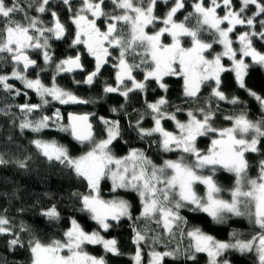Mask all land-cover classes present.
I'll list each match as a JSON object with an SVG mask.
<instances>
[{
  "label": "snow or ice",
  "instance_id": "1",
  "mask_svg": "<svg viewBox=\"0 0 264 264\" xmlns=\"http://www.w3.org/2000/svg\"><path fill=\"white\" fill-rule=\"evenodd\" d=\"M61 13L70 15L62 19ZM57 41H67L74 54L60 58L53 46ZM85 54L93 58L91 70L82 62ZM106 66L115 70L114 83L104 82L103 92L124 98L119 108L110 109L116 118L55 107L96 103L61 86L57 78L71 76L73 85L92 86ZM257 66L264 69V0H0V92L5 94L0 116L8 117L21 135L28 131L39 137L53 130L79 146L74 154L70 143L57 139L30 141L49 165L60 166L83 183L86 191H69L67 201L78 203L73 211L87 214L97 226L87 229L74 215H63V206L47 192L50 203L41 206L37 199L33 206L48 224L67 221L69 226L55 234L25 221L17 224L7 208L0 209L6 250L27 253L25 261L13 264H109L108 254L125 253L115 237L102 233L125 220L133 233L131 264H199L201 254L205 264H232L230 257L237 253L249 256L251 264H264V94L247 85ZM41 74H49L47 83ZM74 74H83V79ZM227 75L259 105L258 117L226 88ZM172 77L181 82L182 103L194 107L168 98L165 78ZM157 89L161 95L148 100L149 92ZM28 90L38 102H31ZM130 94L142 96L144 108H134L135 121L122 125L121 114L130 115L125 109ZM21 96L25 102L15 103ZM221 102L235 108L222 117L229 126H216ZM149 119L151 125L145 126ZM165 122H172L174 130ZM130 133L145 141L146 148L130 147L118 155L116 144L128 145L125 136ZM203 139L206 147L199 146ZM154 144L158 152L175 153L176 158L157 163L147 151ZM12 147L19 148L9 135L0 150V167L27 171L32 155L21 158ZM219 173L230 174V187L220 184ZM105 182L117 194L110 199L102 194ZM201 185L203 195L198 192ZM120 190L135 195L138 215L132 200L118 195ZM185 209L205 213L216 224L246 220L249 231L233 230L228 239H219L190 226L181 214ZM89 245L100 246L104 255L92 254ZM0 264L10 262L0 256Z\"/></svg>",
  "mask_w": 264,
  "mask_h": 264
},
{
  "label": "trees",
  "instance_id": "2",
  "mask_svg": "<svg viewBox=\"0 0 264 264\" xmlns=\"http://www.w3.org/2000/svg\"><path fill=\"white\" fill-rule=\"evenodd\" d=\"M69 13H61L62 19H65ZM180 16V14H178ZM182 19V16H180ZM71 29V25L68 24ZM237 31H240V28H237ZM207 38V37H205ZM170 41V38H166ZM57 55L60 58H64L65 55H73L74 52L72 49H69L67 41H57L54 45ZM217 51L222 50L221 46L214 45ZM259 47V45H257ZM41 62H42V58ZM227 63V60L225 59ZM83 63L85 64L86 70H91L92 65L88 62L86 57H83ZM114 72L115 70L111 67L106 66V69L103 70L102 77L98 78L97 82L92 86L86 84L73 85L70 83L71 76L67 78L58 77L57 82L61 86H66L73 90L77 95L86 98L96 100V103L88 105H71V106H62L58 103H55V107H60L62 112L65 111H76V112H95L98 116H106L116 118L115 114L111 113L110 109L112 107H117L121 104H124V98L118 94H105L103 92L104 82L108 84L114 83ZM49 74H41V79H44L47 83V76ZM77 79H83V74H76ZM169 84L168 98L175 104L181 105L184 108L194 107V105H189L182 103L181 87L180 81L174 77L165 78ZM15 84L16 87H23L19 81H10ZM247 85L249 88L257 91L258 93L264 94V69L255 67L249 78L247 79ZM225 86L230 91L238 95L243 101H245V107L248 108L249 114L256 118L259 116V105L247 95L243 90H239L234 83V78L232 75H227ZM150 88H156L154 83L150 84ZM29 91V96L31 97V102H38V97ZM206 94V93H205ZM4 93L0 92V107L4 106ZM159 95L161 91L159 89L153 94L151 91L148 94V100H154ZM25 102L24 97L15 98V103ZM144 108L143 98L140 95L130 94V105H125L126 111L130 114L127 117H124L121 114V123L125 124L126 120L131 119L135 121V112L133 109ZM13 112L18 113V109L13 108ZM52 109L47 110V114H51ZM235 111L234 106L221 102L220 112H218V118L216 121V126H229L228 121L223 120V115L229 112ZM179 118L184 120L186 119V114H179ZM93 123L96 127H100L99 123L93 119ZM151 121L146 120L145 126H150ZM165 127L168 130H174V124L172 122H165ZM11 135L15 142V145H18L19 148L12 147V151L21 158L28 154L32 155L33 161L31 162L32 166L27 170H20L14 165H9L7 167H0V209L7 208L8 215L14 218L15 223L20 221H25L26 223L33 225L40 229L41 232L47 230L48 235L55 234L61 229L67 228L69 225L66 220H61L59 226L55 223L48 224L44 218L38 217L37 212L38 207H34V203L37 199L40 200L41 206H46L50 203L47 197L44 196V193H49L52 197V200L57 202L58 206H63L62 214L65 216H75L81 221V223L87 229L96 228L94 221H91L87 214L81 213L78 211H73V208H79L80 205L77 203L73 205L71 202L67 201V193L79 189L81 192H85L86 188L83 183L77 180L70 172L64 171L60 166H51L45 159L38 155L35 146L30 144V141L34 138H43V139H57L62 143L69 144L73 147L74 154H79V146L75 145L74 141H71L70 137H65L63 133H57L53 130H45L43 133L37 134L25 131L23 135L19 132L18 128H15L11 125L10 119L5 116H0V150L4 149L7 136ZM125 139L129 140L128 145H124L122 142L116 144L115 151L118 155H124L127 153L130 147L136 148H146L145 141L139 140L136 138L135 133H130L125 136ZM155 139V137H154ZM200 147H206L208 144L207 139H203L198 142ZM148 154L152 158L160 163L162 159L165 158H176L175 153H162L157 151V145H153L151 149H147ZM250 159L252 161L256 160L255 155H251ZM256 169H252L253 175L255 174ZM218 180L222 186L228 188L232 184V177L227 173H219ZM110 182H105L102 185V194L106 199L112 198L116 193H111L109 191ZM16 193L14 196L13 193ZM198 192L203 195L204 187L198 186ZM123 198L132 200L134 204V214L138 215V201L134 194H126L123 190H120L118 193ZM222 195L227 198L228 194L223 193ZM23 208L24 212H18L17 209ZM182 215L188 218L191 225H197L204 229L206 232L216 236L219 239L226 240L229 238V233L233 230L241 231L247 233L249 231V226L246 220H239L233 218L228 220L225 224H216L210 217L205 213H193L189 212L186 209L182 210ZM129 221H122L118 227H114L109 233H102L109 238L115 237L119 241V247L125 255L123 256H112L108 254L107 259L109 264H131L130 256L133 254L134 245L132 244V231L130 228ZM155 227V225L153 226ZM186 243V242H185ZM88 250L94 255H104L103 249L100 246L89 245ZM160 250H164L162 247ZM0 256L9 260L10 264H13L15 261L23 262L27 258V253L23 250L18 253H10L6 250L4 246V238L0 237ZM205 256L203 254L198 256L199 264H205ZM232 264H251V259L249 256H240L238 253L230 257ZM182 264V262H181Z\"/></svg>",
  "mask_w": 264,
  "mask_h": 264
},
{
  "label": "flooded vegetation",
  "instance_id": "3",
  "mask_svg": "<svg viewBox=\"0 0 264 264\" xmlns=\"http://www.w3.org/2000/svg\"><path fill=\"white\" fill-rule=\"evenodd\" d=\"M70 24V23H69ZM71 25V24H70ZM74 26L71 25V28H73ZM73 51V50H72ZM81 51L83 52V48H81ZM74 52V51H73ZM83 57H86L88 62L93 66V58L90 56H87L86 54L84 56H82V62H83Z\"/></svg>",
  "mask_w": 264,
  "mask_h": 264
},
{
  "label": "rangeland",
  "instance_id": "4",
  "mask_svg": "<svg viewBox=\"0 0 264 264\" xmlns=\"http://www.w3.org/2000/svg\"><path fill=\"white\" fill-rule=\"evenodd\" d=\"M67 105H64V107H66Z\"/></svg>",
  "mask_w": 264,
  "mask_h": 264
},
{
  "label": "water",
  "instance_id": "5",
  "mask_svg": "<svg viewBox=\"0 0 264 264\" xmlns=\"http://www.w3.org/2000/svg\"><path fill=\"white\" fill-rule=\"evenodd\" d=\"M74 75H76V74H74Z\"/></svg>",
  "mask_w": 264,
  "mask_h": 264
}]
</instances>
